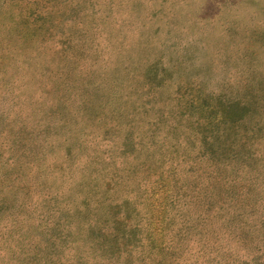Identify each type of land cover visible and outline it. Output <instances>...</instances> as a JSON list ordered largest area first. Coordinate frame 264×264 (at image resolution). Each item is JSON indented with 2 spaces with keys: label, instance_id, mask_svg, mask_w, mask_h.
<instances>
[{
  "label": "rangeland",
  "instance_id": "rangeland-1",
  "mask_svg": "<svg viewBox=\"0 0 264 264\" xmlns=\"http://www.w3.org/2000/svg\"><path fill=\"white\" fill-rule=\"evenodd\" d=\"M0 264H264V0H0Z\"/></svg>",
  "mask_w": 264,
  "mask_h": 264
}]
</instances>
